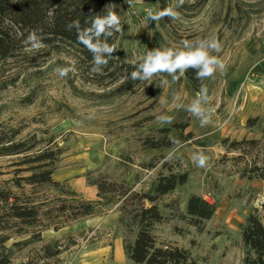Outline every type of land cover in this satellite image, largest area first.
<instances>
[{
    "label": "rangeland",
    "instance_id": "rangeland-1",
    "mask_svg": "<svg viewBox=\"0 0 264 264\" xmlns=\"http://www.w3.org/2000/svg\"><path fill=\"white\" fill-rule=\"evenodd\" d=\"M114 3L120 25H114L115 53L130 62L146 60L149 54L203 48L223 64L209 77H201L197 91L186 74L162 72L123 96L115 95L116 75L92 78L76 62L74 50L57 53L50 48H25L19 56L0 62V136L16 142L33 141L37 150L56 145L65 151L55 165L54 181L62 188L23 185L16 188V166L25 155L0 158V189L30 198L38 205L63 199L73 191L86 201H99L97 183L119 187L107 194L91 218L72 221L69 217L44 218L43 225L63 222L42 233L39 243L25 247L38 231L18 232L6 218L0 222L9 238L6 248L14 264L36 259L47 244L59 240L68 251L61 264H101L100 245L133 242L137 229L129 227L131 199L126 189L154 194L160 176L188 174V182L157 202L166 218L156 226L162 245L191 251L196 264H244L241 232L251 213L264 222V180L249 178L250 169L264 168V144L257 151L229 152L222 141H262L264 130V0H109ZM171 8L179 17L147 19ZM221 45L217 52L210 45ZM187 42L185 46L184 42ZM197 74L203 68L191 66ZM67 69L65 76L59 71ZM175 77V79H174ZM199 77V76H198ZM194 109H199L198 111ZM251 121H255L250 126ZM190 127L173 132L169 149L144 147L148 137L176 124ZM189 133L194 138L188 141ZM203 153L210 159L204 168L196 160ZM248 171V172H246ZM127 190V191H128ZM196 195L216 206L203 232L183 216L187 201ZM53 205H59L53 202ZM148 205V203H146ZM124 220V223L123 221ZM127 258V257H126ZM123 264H132L128 260Z\"/></svg>",
    "mask_w": 264,
    "mask_h": 264
},
{
    "label": "trees",
    "instance_id": "trees-1",
    "mask_svg": "<svg viewBox=\"0 0 264 264\" xmlns=\"http://www.w3.org/2000/svg\"><path fill=\"white\" fill-rule=\"evenodd\" d=\"M180 2V0H177ZM109 12L116 14L114 3L109 0H0V62L15 58L25 50L31 48L28 36L36 32L37 41L42 47L53 49L57 53H63L66 49L74 50L76 62L79 67L85 66L86 73L92 78H102L108 75L118 76L113 82L120 84L115 90V95L123 96L132 92L138 86L146 82L143 80V68L145 60L130 62L122 54H116L115 42L108 47L113 50L94 51L85 45L80 37L90 39L91 43L98 45L100 49L112 41L114 25L106 26V31L99 36L93 30V21L99 17L108 16ZM75 22V23H74ZM111 33L110 35L108 33ZM40 47V48H42ZM106 63H96V57ZM83 67L80 68L82 70ZM133 73L138 75L134 78ZM184 73L193 89L197 91L199 82L197 72L188 66ZM255 121H251L250 126ZM190 127V124H176L168 129L159 131L160 136L148 137L144 141V147L150 150L169 149L173 145L171 135L173 132L183 133ZM1 135V134H0ZM194 138L189 133L188 141ZM33 141L16 142V138H3L0 136V158L8 156L25 155L18 167L28 165L30 168H22L17 174L30 173L29 176L13 179L16 188L22 189L23 185L30 187L49 186L62 188L61 184L54 181L56 164L60 161L65 151L56 145L32 152L36 144L31 146ZM261 144H264V130L262 141L231 142L229 139L222 141V146L232 151H257ZM248 172V171H246ZM250 177L264 180V168L255 166L250 169ZM188 174H173L160 176L154 189V194L136 193L126 189L121 193L123 197L131 199V210H124L128 214L126 224L136 228L137 233L133 242L124 243V253L132 264H196L191 251L184 250L178 246L162 245L158 243L155 236L156 226L165 221V217L157 202L163 197L170 195L178 187L188 182ZM99 201H86L73 191L65 192L63 199L47 200L44 203L34 204L30 198L20 197L11 190L0 189V222L6 218L18 228V232H27L28 229L39 228L36 233L26 242L25 247L32 243H39L42 240V233L54 228L59 231L65 227L63 222L43 225L44 218L57 213L56 217H69L72 221L91 218L98 214V208L107 194L115 192L118 184L106 182L97 183ZM128 190V191H127ZM60 203L53 205V202ZM148 203V205H146ZM187 214L183 220L195 227L199 233L203 232L204 225L211 220L216 213V206L208 203L201 196H191L187 201ZM264 210V203L262 204ZM245 227L241 235L245 250L244 264H264V222L259 213H251L246 219ZM124 223V220H122ZM6 227L0 224V264H14L10 253L6 248L9 238L3 233ZM70 247H65L59 240L45 245L36 259L29 260L24 264H61V256Z\"/></svg>",
    "mask_w": 264,
    "mask_h": 264
},
{
    "label": "clouds",
    "instance_id": "clouds-1",
    "mask_svg": "<svg viewBox=\"0 0 264 264\" xmlns=\"http://www.w3.org/2000/svg\"><path fill=\"white\" fill-rule=\"evenodd\" d=\"M180 3H183V0H180ZM172 16L175 19L179 17L178 13L173 12L171 8L164 9L163 11H159L153 13L152 10H148L147 12V19L150 17L154 20H160L163 16ZM75 23V22H74ZM115 25L117 28L120 25V18L112 13L109 12L108 16L106 17H99L97 16L93 21V30L96 36H99L101 33L106 31V26ZM111 34L110 32L108 33ZM81 41L87 45L89 49L94 51H107L111 52L113 50L112 47H108L105 45L103 49H100L98 45L91 43L90 39H85L82 35L80 37ZM28 41L31 43L32 49H38L42 47V45L37 41L36 32H32L28 36ZM185 46H187V42L185 41ZM115 47V45L113 46ZM215 51H219L221 45L215 39V41L210 45ZM96 63H106V61H101V59L97 56ZM203 65L202 70L198 74L199 77H209L211 76L216 70L217 66L219 68H223L222 62L216 57L212 56L209 57L207 51L203 48L197 49L195 51H180L179 53L174 52L173 50L168 51H159L156 52L154 55L149 54L147 59L145 60L144 64L141 65L143 68V80H149L153 77V74L168 72V73H175L177 69L180 70V75L184 74L185 69L188 66H200ZM67 73V69H62L59 71L60 76H65ZM138 74L133 73V77L135 78ZM175 79V77H174ZM198 111L199 109H194ZM209 157L204 155L203 153L199 154V158L196 160V164L198 167L204 168L208 161Z\"/></svg>",
    "mask_w": 264,
    "mask_h": 264
},
{
    "label": "crops",
    "instance_id": "crops-1",
    "mask_svg": "<svg viewBox=\"0 0 264 264\" xmlns=\"http://www.w3.org/2000/svg\"><path fill=\"white\" fill-rule=\"evenodd\" d=\"M101 251V260L100 263L102 264L103 261H106L105 256L109 258L110 253V247L106 243H102V245L99 246ZM114 260L112 261V264H123L124 260L126 261V253H124L123 244L119 242V240H115L114 242ZM128 263V260L127 262Z\"/></svg>",
    "mask_w": 264,
    "mask_h": 264
}]
</instances>
